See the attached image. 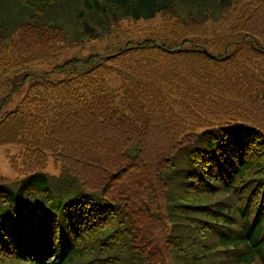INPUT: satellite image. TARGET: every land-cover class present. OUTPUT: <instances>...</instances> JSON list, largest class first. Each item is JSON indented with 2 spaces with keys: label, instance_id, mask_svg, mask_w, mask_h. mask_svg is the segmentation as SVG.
<instances>
[{
  "label": "trees",
  "instance_id": "1",
  "mask_svg": "<svg viewBox=\"0 0 264 264\" xmlns=\"http://www.w3.org/2000/svg\"><path fill=\"white\" fill-rule=\"evenodd\" d=\"M9 143L0 264H264V6L0 0Z\"/></svg>",
  "mask_w": 264,
  "mask_h": 264
},
{
  "label": "rangeland",
  "instance_id": "2",
  "mask_svg": "<svg viewBox=\"0 0 264 264\" xmlns=\"http://www.w3.org/2000/svg\"><path fill=\"white\" fill-rule=\"evenodd\" d=\"M258 4L264 6V0H258ZM159 21H160V17L157 16L155 19H153L150 22L144 21V22H138L137 24H135V23L129 24V22H125L124 28L127 29V31L117 33L115 35V38L111 39L110 43L115 44V42L122 41L123 39H125L127 37H131V36L140 38L141 36L139 34H142V32L140 31L141 28L147 27L150 24L154 25ZM132 33H134V34H132ZM107 45H109V42L107 43L104 41L103 42L91 41V42L86 43L83 46V48L82 47H76V48L69 49L66 51V53L64 55L57 57L55 59H52L49 61H44V62L40 61V62L30 63V64L26 65L23 68V70L24 71H33V72L46 71V70L51 69L55 63L62 61V59H64V58H68V57L75 55V54H79V55L80 54H87L93 48L100 50V49L107 47ZM21 76H22V73H17L14 80L19 81ZM110 83H111V80H110ZM112 84H118V83L115 81V79H112L111 86H114ZM24 149H25V146H23L22 144L9 143V144L0 145V173L2 175L10 177V178L15 177V172L11 167L10 160L12 158V154L17 153L19 151L23 152ZM47 161H48V170L53 171V160H52L50 154H48Z\"/></svg>",
  "mask_w": 264,
  "mask_h": 264
}]
</instances>
